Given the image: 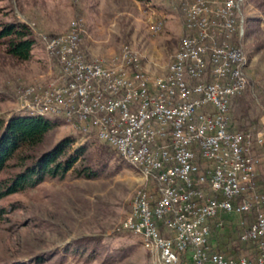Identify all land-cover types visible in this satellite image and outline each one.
Masks as SVG:
<instances>
[{"label": "built area", "instance_id": "1", "mask_svg": "<svg viewBox=\"0 0 264 264\" xmlns=\"http://www.w3.org/2000/svg\"><path fill=\"white\" fill-rule=\"evenodd\" d=\"M158 1L180 12L185 29L166 72L149 73L128 45L108 61L88 58L74 22L43 39L55 78L19 88L16 110L61 116L141 173L121 229L140 238L154 264H264V191L254 184L252 152L264 133L228 129L230 100L248 85L245 0ZM251 210L241 239L257 253L212 251L209 221Z\"/></svg>", "mask_w": 264, "mask_h": 264}, {"label": "rangeland", "instance_id": "2", "mask_svg": "<svg viewBox=\"0 0 264 264\" xmlns=\"http://www.w3.org/2000/svg\"><path fill=\"white\" fill-rule=\"evenodd\" d=\"M241 15L240 43L247 56L248 85L230 100L229 121L234 129L264 133V0H245ZM0 21L25 23L37 40L25 61L8 55L0 44L3 118L18 112L19 88L54 80L56 62L46 53L43 39L66 31L74 22L80 24L82 49L88 58L108 61L128 45L153 74L166 72L185 35L180 12L158 0H0ZM157 22L160 27L154 30ZM71 135L77 139L64 152L70 155L84 148L74 168L95 162L99 155L96 138L72 130L64 119L36 151L47 150ZM252 152L262 175L258 184L264 189V145L253 146ZM96 172L85 178L70 169L62 178L46 177L33 188L1 199L0 206L12 208L0 218V264H154L140 238L121 229L134 192L144 185L141 173L114 153ZM239 217H225L233 230L230 244H234ZM88 237L87 245L74 244ZM240 254L256 251L248 246Z\"/></svg>", "mask_w": 264, "mask_h": 264}, {"label": "trees", "instance_id": "3", "mask_svg": "<svg viewBox=\"0 0 264 264\" xmlns=\"http://www.w3.org/2000/svg\"><path fill=\"white\" fill-rule=\"evenodd\" d=\"M34 43H37V40L31 36V31L25 23L0 21V44H3L5 52L17 61L30 59ZM62 121V117L51 119L50 115H37L29 111L15 112L7 118L0 117V200L12 193L33 188L46 177L62 178L70 169H73L77 176L94 177L96 169L105 163L106 158L111 157L113 153L117 154L113 147L96 138L92 132L87 134L96 138L99 148L95 162L84 163L74 168L77 160L82 158L84 148L80 147L70 155L64 152L68 145L77 139L73 135L65 136L51 148L37 152L49 131ZM228 129L237 130L232 127L230 121ZM260 178L262 175L256 168L254 184L258 192H263L264 189L258 184ZM11 208L12 206L8 208L1 205L0 218ZM238 215L240 220L233 239L234 244L229 243L233 230L225 222V214L218 213L209 221L212 251L238 257L242 255L240 254L242 249L250 246L257 253L255 243L241 239V234L254 221L255 213L251 210ZM220 217L224 218L223 225H218ZM90 240L89 237L80 238L75 240L74 244L85 246Z\"/></svg>", "mask_w": 264, "mask_h": 264}]
</instances>
